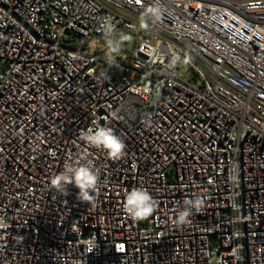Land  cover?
I'll list each match as a JSON object with an SVG mask.
<instances>
[{
  "label": "built area",
  "instance_id": "2783aa9c",
  "mask_svg": "<svg viewBox=\"0 0 264 264\" xmlns=\"http://www.w3.org/2000/svg\"><path fill=\"white\" fill-rule=\"evenodd\" d=\"M88 162L94 202L52 187ZM0 264H264V0H0Z\"/></svg>",
  "mask_w": 264,
  "mask_h": 264
},
{
  "label": "clouds",
  "instance_id": "9594fccd",
  "mask_svg": "<svg viewBox=\"0 0 264 264\" xmlns=\"http://www.w3.org/2000/svg\"><path fill=\"white\" fill-rule=\"evenodd\" d=\"M161 17V7L158 3L148 6L143 13L141 22L144 18H150L158 21ZM103 30L105 34V44L109 55L118 53L120 51L121 42L125 37L117 36L110 21L105 20L103 23ZM180 60L179 56H174L172 65ZM188 62L185 57L184 63ZM80 138L86 144L98 150L104 151L109 159H120L125 151L124 141L115 134L112 128L98 125L96 127H89L81 131ZM83 159V157H82ZM98 172L93 169L91 163L74 165L69 163L65 165L62 172L52 178L51 185L57 191L67 194L68 186L72 185L78 189V199L81 202H94V192L97 188ZM184 207L176 216V223L183 225L187 223L188 218L192 215V210L198 207V201L185 200ZM157 201L152 195L143 188H134L126 194L125 210L136 221L144 220L151 216L155 211Z\"/></svg>",
  "mask_w": 264,
  "mask_h": 264
},
{
  "label": "rangeland",
  "instance_id": "374dc122",
  "mask_svg": "<svg viewBox=\"0 0 264 264\" xmlns=\"http://www.w3.org/2000/svg\"><path fill=\"white\" fill-rule=\"evenodd\" d=\"M128 37L131 38L132 42L134 43L135 37L133 35H131V34H127L126 38H128Z\"/></svg>",
  "mask_w": 264,
  "mask_h": 264
}]
</instances>
